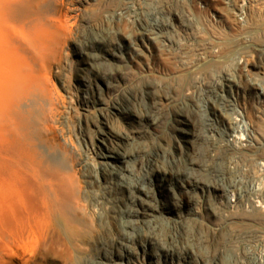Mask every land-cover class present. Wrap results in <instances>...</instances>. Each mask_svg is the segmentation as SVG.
<instances>
[{"label":"bare ground","instance_id":"obj_1","mask_svg":"<svg viewBox=\"0 0 264 264\" xmlns=\"http://www.w3.org/2000/svg\"><path fill=\"white\" fill-rule=\"evenodd\" d=\"M214 1L223 2L212 0V7ZM159 4L160 10L164 12L166 5L163 6V2ZM152 10L154 0H127L126 6L114 12V15L134 25V34L143 41V46L135 40L123 44L117 30H113L115 37L104 50L113 57L114 62L130 68L137 65L143 77L153 74L158 55L156 49H162L169 54L175 51L184 62L182 72L189 73L195 86L201 88L197 99L198 107L193 109L196 116L184 114L174 125L178 135L174 143L175 150L186 153V143L203 137L209 138L214 146L224 150L223 158L229 175L221 173L219 177L222 183L219 181L218 185L194 172L181 177L174 169L167 168L161 175H154L148 168L145 172L142 170L145 173L141 176L142 179H137V168L152 157H147L141 150L128 152L125 147L128 143L135 144L142 136L150 133L149 122L154 127L160 126V119L152 113V106L156 101L150 99L154 93V81L147 79L138 90L126 94L129 103L142 107L135 116L132 115L129 103L125 106V103L120 104L113 99L106 100L103 91L99 89L97 95L101 101L97 103L98 107L95 104L84 106L85 112L96 108L100 114L96 139L105 149L96 151L93 145L91 153H94L95 159L92 177L97 187L89 191V197L92 208L104 213L106 221L115 223L117 238L115 252H112L114 255H110L108 249H105L92 261L94 264H146L147 257L151 264H193V249L184 244L181 247L175 245L174 237L157 243L152 239H137L136 234L137 227H143L153 220L183 223L193 218L201 230L207 232L202 239L211 248H216L219 244V234L223 229L233 227L228 244L235 246L237 250L238 245L244 243L243 256H237L234 264H264V110H259L258 106L257 109L249 108L245 100V84L242 78L247 70L245 50L238 56L239 74H236L239 77H236L228 60L224 64L216 65L219 54L217 55L212 34L201 30L198 23L195 30L192 28L194 26L191 27L192 33L186 29V22L178 19L174 13L172 17L165 13L164 19H159L163 21L161 26L149 16ZM65 14L62 0H0V49L6 48L5 57L0 56V60L14 61L12 50L19 52L30 48L44 53L62 48L64 40L58 36V32H67V22H63ZM185 31L190 34L189 39L185 38ZM210 62L212 68L207 72L203 71ZM254 67L256 72L261 70L260 65ZM250 72L252 75H260ZM30 89L14 91L13 108L22 116L24 111L21 101L24 97L36 95L38 91ZM190 92V87H187L186 93ZM262 93L264 87L261 86L256 91V96L260 98ZM114 110L123 115L134 116L136 124L128 133L116 135L110 128L108 117ZM32 143L36 148H28L26 152L24 164L28 171L21 182L22 196L25 197L23 200L26 201L20 208L23 222L35 223L41 233L49 229L48 227L55 229L51 225L53 216L59 215L66 222L75 224V218L70 213L72 202L79 203L87 194H80L82 192L78 190L73 171L67 169L56 156ZM156 155L159 156V153ZM161 157L165 160L169 158L165 154ZM182 162L189 164L181 155L172 153L170 164ZM191 164L193 171L199 174L206 170L204 162ZM178 189L192 193H197L196 189H199L202 202L196 199L197 201L187 206V212L182 214ZM174 213L176 217L170 215ZM235 224L241 227H236ZM136 244L141 246V252L136 250ZM114 256H117L118 261ZM208 257L210 258L202 264H224L217 253Z\"/></svg>","mask_w":264,"mask_h":264},{"label":"rangeland","instance_id":"obj_2","mask_svg":"<svg viewBox=\"0 0 264 264\" xmlns=\"http://www.w3.org/2000/svg\"><path fill=\"white\" fill-rule=\"evenodd\" d=\"M126 4L127 0H62L66 13L63 22H67V32L65 34L58 32V36L64 40L62 48L44 53L30 48L19 52L12 50L11 56H15L14 61L0 60V264H94L92 260L96 259L100 251L108 249L110 255L115 252L116 225L106 221L104 213L92 208L89 197V191L97 187L92 177L95 156L91 151L93 145L96 151L105 149L96 139L97 120L100 114L92 107L90 111L85 112L84 106L90 107L95 104L98 107L97 103L101 101L97 95L99 89L103 91L104 99H113L127 106L129 101L126 94L138 90L147 79L154 81L152 87L154 93L150 99L156 101L155 107L152 106L154 110L152 113H155L154 117L160 119V126L154 127L149 122L150 133L142 136L134 142L135 144L128 143L125 147L128 152L141 150L147 157H152V160H145L144 165L137 168V179H142L148 168L154 175H161L167 168L174 169L181 177L194 172L218 185L221 182L219 177L221 173L229 175L223 158L224 150L214 146L209 138L203 137L204 139L199 138L186 143L185 146L188 148L185 150L188 151L186 153H181L179 149L175 150L177 134L174 125L184 114L196 116L194 110L198 107L197 99L201 89L195 86L189 73L182 72L184 62L178 58L176 52L172 51L173 53L169 54L162 49L160 51L159 48L156 49L158 55L154 62L153 74L143 77L137 65L130 68L114 62L113 57L104 50L115 37L113 30H117L123 44L135 40L143 46V41L134 34L132 23L114 15V12L124 8ZM156 4L161 6L154 0V8H157ZM211 8L212 0H192L190 5L169 0L166 10L174 14L179 13L185 20L187 29L195 30L198 23L201 30L212 34ZM188 9L194 14L191 19L188 17ZM151 17L163 26V21L157 20V16ZM188 34L185 38L189 39ZM228 37L226 35L222 37V42L217 48V55H221V58L218 55L215 63L220 65L228 60L232 72L239 74L234 59L237 53L230 49ZM5 51L6 48L0 49L1 57H5ZM223 59L226 61H222ZM207 64L202 69L205 72L212 68L211 62ZM262 70L260 75H252L247 70L242 76L245 100L252 109L258 106L259 110H264V93L260 98L256 96V91H259L261 86L264 87V67ZM237 74L235 76L239 77ZM187 87L191 89L189 94L186 93ZM29 88L38 91L36 95L24 97L21 101L24 111L22 116L13 108L14 91ZM128 106L131 107L134 116L142 109L133 103H129ZM134 116L123 115L114 110L107 117L110 128L118 135L122 132L128 133L129 129L133 128L136 124ZM262 125L264 126V121ZM194 129H197V126H194ZM32 142L38 144L43 151L45 149V152L56 156L68 167L65 166L67 169L73 171L78 190L82 192L80 194H87L79 203L72 202L70 213L75 218V224L66 222L59 215L53 216L51 225L57 231L48 227L49 229L46 228L47 230L43 232L45 235L35 223L23 222L20 209L21 205L26 203L21 188L22 179L28 171L24 158L28 148H36ZM163 153L169 158L165 160L161 157ZM172 153L181 155L189 164L183 162L170 164ZM198 161L206 163V170L201 174L191 168V163ZM180 190L178 189L182 201L180 207L182 214L187 212V206L191 202L196 199L202 202L203 197L199 189H196L197 193ZM170 215L176 217L175 213ZM232 229L233 227L229 226L221 231L216 248L207 246L202 239L207 232L202 231L193 218L183 223L153 220L143 227H137L136 234L137 239L141 238L142 241L152 239L157 243L174 237L175 245L181 247L184 244L193 249L195 254L193 264H202L213 253H217L224 264H234L237 256H243L244 243L241 242L237 250L235 246L228 244ZM136 250L141 252V246L136 244ZM113 258L118 261L117 256ZM145 260L146 264H151L147 257Z\"/></svg>","mask_w":264,"mask_h":264},{"label":"built area","instance_id":"obj_3","mask_svg":"<svg viewBox=\"0 0 264 264\" xmlns=\"http://www.w3.org/2000/svg\"><path fill=\"white\" fill-rule=\"evenodd\" d=\"M176 1L190 5L192 0ZM157 2L158 4L161 2L166 4L164 12L159 10L160 5L158 6L156 4L157 8L155 7L154 10L150 12L149 16H157V20H162L164 19L163 15L166 13V15L172 17V11L168 12L166 10L169 0H157ZM188 11V17L190 19L193 18L194 14L190 9H188ZM175 15L176 17L178 16V19L181 18L179 13L175 12ZM210 18L216 51H218L217 48L219 47V43L222 42V37L225 35L229 36L228 42L231 47L230 49L237 53V55L234 56L236 63L240 53L242 54V51L245 50L244 54L247 70L255 74H261L263 71L262 68L264 67V0L214 1V7H212L210 11ZM195 27H197V25ZM186 34L188 33L185 31L184 36ZM254 65H260L261 70L256 72Z\"/></svg>","mask_w":264,"mask_h":264}]
</instances>
